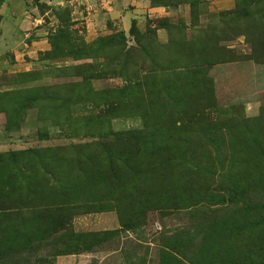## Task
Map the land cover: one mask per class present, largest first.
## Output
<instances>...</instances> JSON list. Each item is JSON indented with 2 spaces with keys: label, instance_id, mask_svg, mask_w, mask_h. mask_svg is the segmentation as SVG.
I'll return each mask as SVG.
<instances>
[{
  "label": "rangeland",
  "instance_id": "374dc122",
  "mask_svg": "<svg viewBox=\"0 0 264 264\" xmlns=\"http://www.w3.org/2000/svg\"><path fill=\"white\" fill-rule=\"evenodd\" d=\"M36 1L44 40L0 56V264H264V0L144 31Z\"/></svg>",
  "mask_w": 264,
  "mask_h": 264
},
{
  "label": "crops",
  "instance_id": "0c3cea01",
  "mask_svg": "<svg viewBox=\"0 0 264 264\" xmlns=\"http://www.w3.org/2000/svg\"><path fill=\"white\" fill-rule=\"evenodd\" d=\"M28 1L4 0L0 4L1 57L14 55V58L19 59L27 51L31 52L30 50H32L34 52L36 50L35 47L39 45V41L44 40L40 37L36 39V34L34 33V30H43L45 28L44 26H38L43 14L38 12L35 4H30ZM219 1H222L224 5L230 4L229 0ZM36 2L39 4L41 2L46 4L61 3L72 11V20L85 19L89 24H98L99 21H102V24L104 20H109L113 21L116 26H122L120 28L122 30L126 28L123 25L129 23L130 19L134 17H136L138 30L144 31L142 28L144 27L146 17L152 19L166 18L168 22L176 23L175 20H180L181 16L185 20L190 15V3L187 0L155 4H150V0H87L88 7L86 8L81 6L80 0H37ZM152 27L154 29V36L156 39L158 38V41L162 35L165 34L166 36L165 27H154V25ZM28 28H31L30 30L33 33L27 30ZM163 39L161 38L160 41ZM44 45L46 44L44 43ZM68 256L70 255L68 254Z\"/></svg>",
  "mask_w": 264,
  "mask_h": 264
},
{
  "label": "trees",
  "instance_id": "16d2710c",
  "mask_svg": "<svg viewBox=\"0 0 264 264\" xmlns=\"http://www.w3.org/2000/svg\"><path fill=\"white\" fill-rule=\"evenodd\" d=\"M4 0H2L0 2V4L3 2ZM191 4H190V12H191ZM156 26H160V25H156ZM160 27H163V26H160ZM153 34H154V29H153ZM98 40H101V37L98 39ZM38 151L36 150H31V149H26L24 150L23 152H18V153H12V154H17V155H20V156H24L25 158L28 157V160H31V158H33V162H37L36 160H43L42 156L43 154H39L36 153ZM33 154V155H31ZM241 186V185H240ZM244 187V186H243ZM241 190L240 189H237L235 188V184H234V187L231 188V194H230V198L228 197V202L232 203V204H236L240 199V194H241ZM239 212H242V213H247L248 212V209L245 207V204L243 203L242 207L240 208ZM264 212V210L262 211ZM238 217V211H237V216L232 213V214H229L228 218L231 219V220H234ZM260 217V216H259ZM252 229H257V231L259 232V234H257V237H260L263 236L264 234L261 233V231H264V226L262 227V225L260 223H257V225H252L251 226ZM80 251H87V248H84V249H76L74 250L73 252L72 251H69V252H65V253H60V254H70V253H77V252H80ZM247 257L244 256L242 257L241 259H238V258H232L231 261H230V264H256L255 262H252V263H249L248 261H245L243 259H246ZM264 263V261H262ZM209 264H216V263H209ZM222 264H226V262H222Z\"/></svg>",
  "mask_w": 264,
  "mask_h": 264
}]
</instances>
